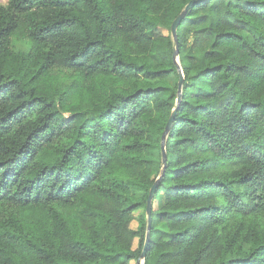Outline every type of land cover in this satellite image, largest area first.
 I'll return each instance as SVG.
<instances>
[{
  "label": "trees",
  "instance_id": "16d2710c",
  "mask_svg": "<svg viewBox=\"0 0 264 264\" xmlns=\"http://www.w3.org/2000/svg\"><path fill=\"white\" fill-rule=\"evenodd\" d=\"M190 1L0 0V264H137L174 109L145 264H264V0L188 12L177 106Z\"/></svg>",
  "mask_w": 264,
  "mask_h": 264
},
{
  "label": "water",
  "instance_id": "95a60500",
  "mask_svg": "<svg viewBox=\"0 0 264 264\" xmlns=\"http://www.w3.org/2000/svg\"><path fill=\"white\" fill-rule=\"evenodd\" d=\"M202 1H204V0H192V1H190L186 5L185 9L180 13V15H178V17L173 21L172 26H171V33H172L174 42L176 44V48H175V51L173 54V58H174V61L178 67V74L180 76L179 83H178L177 106L180 105L181 100H182L183 84H184V80H185L184 72H183V69H182V66H181L180 60H179V40H178L177 30H178L180 23L186 17L188 12L194 6H196L198 3H201ZM176 115H177V109H174V111H173V113H172V115H171V117H170V119L166 125V129H165V132H164L163 137H162L161 147H162V156H163V159H162L163 168H162V171H161L159 178L156 180L155 184L152 186L150 193H149V196H148L147 207H146V215H147V220H148L146 240H145L142 255H141L140 259L138 260L137 264H145V258L147 255L148 246H149V243L151 241V229H152V221H153V219H152L153 201H154L156 190H157L159 184L161 183V181L163 180L165 173H166V168H167L166 142H167L168 134L173 127Z\"/></svg>",
  "mask_w": 264,
  "mask_h": 264
},
{
  "label": "rangeland",
  "instance_id": "374dc122",
  "mask_svg": "<svg viewBox=\"0 0 264 264\" xmlns=\"http://www.w3.org/2000/svg\"><path fill=\"white\" fill-rule=\"evenodd\" d=\"M172 82L175 83V80H173ZM162 205H163V204H162V200H157V201L155 202V204H154V210H158ZM131 227H132L133 229H136V228H137V222H133L132 225H131ZM160 227H161L162 230L164 231V229H165V224H160ZM161 236H163V234H162V233H158V234L156 235V238H159V237H161ZM137 244H138V241L136 240L134 246L137 247Z\"/></svg>",
  "mask_w": 264,
  "mask_h": 264
}]
</instances>
